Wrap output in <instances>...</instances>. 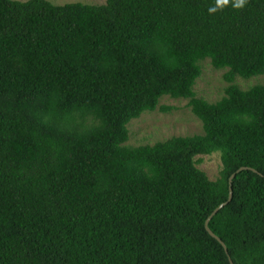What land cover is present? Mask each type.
Listing matches in <instances>:
<instances>
[{"label":"trees","instance_id":"1","mask_svg":"<svg viewBox=\"0 0 264 264\" xmlns=\"http://www.w3.org/2000/svg\"><path fill=\"white\" fill-rule=\"evenodd\" d=\"M214 6L0 0V264H264V85L233 84L264 75V0ZM205 60L227 70L214 103ZM164 96L202 133L125 145ZM229 186L208 223L225 252L204 224Z\"/></svg>","mask_w":264,"mask_h":264},{"label":"rangeland","instance_id":"2","mask_svg":"<svg viewBox=\"0 0 264 264\" xmlns=\"http://www.w3.org/2000/svg\"><path fill=\"white\" fill-rule=\"evenodd\" d=\"M26 2L28 0H14ZM52 5L59 6L67 3H83L88 5H101L105 0H46ZM201 76L197 79L195 94L209 103L219 100L224 89L228 86L224 76L225 69L215 70L208 60L200 63ZM241 90H246L253 85H264V75L242 79L236 77L233 82ZM159 108H168L162 113ZM127 128L129 138L125 145L136 147L140 145H153L172 137H185L202 133L200 121L190 112L187 101L171 99L167 96L159 100L157 109L153 112L143 113L138 119L131 120ZM196 167L203 171L209 180L214 181L219 177L221 161L218 153L208 156H197Z\"/></svg>","mask_w":264,"mask_h":264},{"label":"water","instance_id":"3","mask_svg":"<svg viewBox=\"0 0 264 264\" xmlns=\"http://www.w3.org/2000/svg\"><path fill=\"white\" fill-rule=\"evenodd\" d=\"M245 170H249V171H252L253 173H256V171H254L252 169H247V168H240V169H238L236 171V173H239V172L245 171ZM234 176H235V174L231 175V177L229 178V185H230L232 179L234 178ZM231 198H232V191H231V187L229 186V192H228V197H227L226 202L220 204L216 209H214L213 212L210 214V216L206 219L205 224H204L206 232L223 247V249H224L225 252H226V249H225L223 243L210 231V229L208 228V223L212 219V217L220 209H222L225 205H227L231 201ZM229 263L232 264V262L230 261V259H229Z\"/></svg>","mask_w":264,"mask_h":264},{"label":"clouds","instance_id":"4","mask_svg":"<svg viewBox=\"0 0 264 264\" xmlns=\"http://www.w3.org/2000/svg\"><path fill=\"white\" fill-rule=\"evenodd\" d=\"M230 0H215V6L209 8L210 13H215L218 9L228 6ZM246 0H231V6L235 9H241L245 6Z\"/></svg>","mask_w":264,"mask_h":264}]
</instances>
